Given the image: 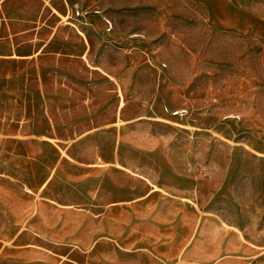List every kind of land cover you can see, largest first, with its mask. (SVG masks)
Here are the masks:
<instances>
[{"label": "rangeland", "instance_id": "obj_1", "mask_svg": "<svg viewBox=\"0 0 264 264\" xmlns=\"http://www.w3.org/2000/svg\"><path fill=\"white\" fill-rule=\"evenodd\" d=\"M210 16L0 0V236L60 237L49 264H264L261 40Z\"/></svg>", "mask_w": 264, "mask_h": 264}, {"label": "crops", "instance_id": "obj_2", "mask_svg": "<svg viewBox=\"0 0 264 264\" xmlns=\"http://www.w3.org/2000/svg\"><path fill=\"white\" fill-rule=\"evenodd\" d=\"M199 2L206 8L208 16L209 13L214 12L210 16L212 21L209 20L213 27L221 31L239 32L252 29L261 40L260 56L261 61L264 62V19L241 11L234 7L230 0H199ZM24 224L25 222L17 220L12 235L0 236V264H49L50 243L58 241L60 237L49 235L40 237L32 232L31 226ZM35 240L39 245L34 243Z\"/></svg>", "mask_w": 264, "mask_h": 264}]
</instances>
